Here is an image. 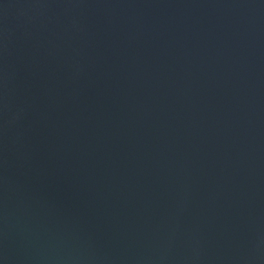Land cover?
<instances>
[{
	"label": "water",
	"instance_id": "obj_1",
	"mask_svg": "<svg viewBox=\"0 0 264 264\" xmlns=\"http://www.w3.org/2000/svg\"><path fill=\"white\" fill-rule=\"evenodd\" d=\"M0 264H264V0H0Z\"/></svg>",
	"mask_w": 264,
	"mask_h": 264
}]
</instances>
